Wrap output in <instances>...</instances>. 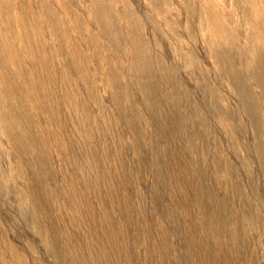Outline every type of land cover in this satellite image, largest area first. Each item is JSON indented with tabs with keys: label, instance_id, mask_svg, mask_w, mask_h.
<instances>
[{
	"label": "rangeland",
	"instance_id": "1",
	"mask_svg": "<svg viewBox=\"0 0 264 264\" xmlns=\"http://www.w3.org/2000/svg\"><path fill=\"white\" fill-rule=\"evenodd\" d=\"M263 74L264 0H0L1 250L195 264L198 237L227 264L218 213L228 264H264Z\"/></svg>",
	"mask_w": 264,
	"mask_h": 264
},
{
	"label": "bare ground",
	"instance_id": "2",
	"mask_svg": "<svg viewBox=\"0 0 264 264\" xmlns=\"http://www.w3.org/2000/svg\"><path fill=\"white\" fill-rule=\"evenodd\" d=\"M224 57V56H223ZM225 59V58H224ZM163 74V73H162ZM264 75V74H263ZM173 77V76H172ZM162 80H164V79H162ZM259 81V80H258ZM257 83V82H256ZM260 87H261V85H260ZM262 89H264V88H262ZM59 90V89H58ZM160 104V103H159ZM2 106V105H1ZM70 111V110H69ZM162 113V112H161ZM247 116V115H246ZM71 118V117H70ZM72 122L74 121V120H71ZM69 122H70V120H69ZM76 122V121H75ZM75 122H73V124L75 123ZM70 124V123H69ZM72 123H71V125H73ZM61 125V124H60ZM37 127V126H36ZM73 127V126H72ZM76 128V127H75ZM77 129V128H76ZM251 130V129H250ZM73 131V130H72ZM75 131V130H74ZM78 131V130H77ZM134 131V130H133ZM76 132V131H75ZM252 132V131H251ZM250 132V133H251ZM74 133V132H73ZM136 133H137V130H136ZM174 133V132H173ZM176 133V132H175ZM75 135H76V133H74ZM72 136V135H71ZM78 136V135H77ZM92 136V135H91ZM251 137V136H250ZM72 138H74V136H72ZM77 138V137H76ZM81 138V137H80ZM95 138V137H94ZM76 140V139H75ZM177 140V139H176ZM73 141H74V139H73ZM79 141V140H78ZM77 141V142H78ZM136 142V141H135ZM77 147V146H76ZM75 151V150H74ZM18 153V152H17ZM140 153V152H139ZM110 156V155H109ZM118 156V155H117ZM116 156V157H117ZM31 158V157H30ZM44 158V157H43ZM67 159V158H66ZM119 159V158H118ZM258 160V159H257ZM256 160V161H257ZM23 161V160H22ZM211 161V160H210ZM81 162V161H80ZM167 162V161H166ZM17 163V162H16ZM44 163V162H43ZM32 164V167H33V163L32 162H30V165ZM159 164H160V162H159ZM159 164H155V165H159ZM78 165H80V163H78ZM36 168V167H35ZM155 168V167H154ZM158 168V167H157ZM156 168V169H157ZM182 168V167H181ZM220 168V167H219ZM159 169V168H158ZM179 169H180V167H179ZM231 166L230 165H228V170L229 171H231ZM153 170V169H152ZM182 170V169H181ZM242 170H244V169H242ZM31 172L32 171V169H29L28 170V172ZM159 171V170H158ZM35 172V171H34ZM154 172V171H153ZM152 172V173H153ZM160 172V171H159ZM33 173V172H32ZM104 173V172H103ZM181 173H183L182 171H181ZM233 173V172H232ZM67 174V173H66ZM100 175V174H99ZM159 175V174H158ZM159 176H161V175H159ZM243 176V175H242ZM183 177H184V175H183ZM192 177V176H191ZM231 177V176H230ZM100 178V177H99ZM231 179V178H230ZM72 182V181H71ZM172 183V182H171ZM180 183H184V182H180ZM38 184V183H37ZM172 185V184H171ZM170 185V186H171ZM176 187V186H175ZM178 187V186H177ZM180 187V186H179ZM178 187V188H179ZM171 188V187H170ZM182 188V187H181ZM127 189V188H126ZM133 189H136V188H133ZM72 191H73V189H71ZM118 190V189H117ZM181 190V189H180ZM68 191V190H67ZM91 191V190H90ZM93 191H95V190H93ZM129 192L130 191H128V195H129ZM135 192V191H134ZM176 192V191H175ZM174 192V193H175ZM68 193H70V191L68 192ZM94 193V192H93ZM231 193H232V196H236V195H238V194H240V187L238 186V184L236 183V181H235V179H234V183H232V188H231ZM58 194V193H57ZM92 194V193H91ZM122 194V193H121ZM124 194H126V192L124 193ZM131 194V193H130ZM195 194V193H194ZM72 195V194H71ZM87 195V194H86ZM120 195V194H119ZM128 195H126L127 197H128ZM131 195H133V194H131ZM130 195V196H131ZM140 195V194H139ZM185 195V194H184ZM188 195V194H187ZM75 196V195H74ZM109 196V195H108ZM116 196V195H115ZM118 196V195H117ZM123 196V195H122ZM125 196V195H124ZM126 196H125V198H126ZM129 196V197H130ZM134 196H137V195H135L134 194ZM191 196V195H190ZM192 196H193V194H192ZM191 196V197H192ZM81 197V196H80ZM83 197V196H82ZM81 197V198H82ZM113 197V196H112ZM112 197H111V199H112ZM120 197H121V195H120ZM194 197V196H193ZM196 197V196H195ZM198 197H200V195L198 196ZM80 198V199H81ZM98 198V197H97ZM175 198V197H174ZM116 199H118L117 197H116ZM137 199V198H136ZM200 199H201V197H200ZM97 200V199H96ZM120 200H122V198L120 199ZM119 200V201H120ZM81 201V200H80ZM89 201V200H88ZM195 201H198V200H195ZM201 201H202V199H201ZM87 202V201H86ZM123 202V201H122ZM125 202H126V200H125ZM138 202H139V200H138ZM127 203V202H126ZM198 203V202H197ZM199 203H200V201H199ZM97 205V204H96ZM201 205V204H200ZM87 206H88V204H87ZM86 206V207H87ZM91 206H92V204H91ZM216 206V205H215ZM99 207V206H98ZM101 207V206H100ZM104 207V206H103ZM88 208V207H87ZM86 208V209H87ZM182 208H184V207H182ZM203 208H204V205H203ZM101 209L103 210V208L101 207ZM177 209V208H176ZM204 210V209H203ZM232 210H233V213H234V215H235V217L233 218V221H232V224H234L235 225V227H236V229L239 231V233H240V236L242 237L241 238V241H242V244H244L245 246H247V247H249V244H248V234H249V232L251 231V227H250V225H249V222L247 223V222H245V220H243V219H239V217H240V215L238 214V212H237V209H236V207H232ZM175 211V210H174ZM219 211V210H218ZM100 213H102V211H99ZM191 212V211H190ZM217 212V211H216ZM221 212V211H220ZM100 213H98V215L100 214ZM103 213H105V211L103 212ZM103 213H102V216H103ZM226 213H228L227 211H226ZM108 215V214H107ZM189 215V214H188ZM229 215V214H228ZM238 215H239V217H238ZM99 216H101V215H99ZM129 216V215H128ZM132 216V215H131ZM190 216H192V215H190ZM215 216V220H214V224L215 225H217V231L216 232H218V236H219V239L220 240H218L219 241V245H217V246H219V248H218V251H217V253L219 252V256H220V258L223 260V261H227V264H228V262H229V259H230V252H232L233 251V244H232V240H233V236H232V240L231 241H227V242H225V241H223V239H222V235H228V237H230L229 236V229H227L228 227H223V226H225L224 225V220H223V218L220 216V214H218V213H216V214H214L213 215V217ZM241 216H242V214H241ZM88 217V216H87ZM105 217V216H104ZM104 217H100V218H102V219H104ZM109 217V216H108ZM107 217V218H108ZM227 217V216H226ZM62 218V217H61ZM110 218H111V216H110ZM242 218V217H241ZM243 218H245L246 219V217H243ZM250 218V217H249ZM260 218V217H259ZM99 219V218H98ZM102 219H99V221L101 222L102 221ZM196 219V218H195ZM107 220V219H106ZM106 220H105V223H106ZM109 220V219H108ZM111 220V219H110ZM248 220V219H247ZM187 221V220H186ZM100 222H98L99 223V226H102V224H100ZM108 222V221H107ZM127 222H128V225L130 224L129 223V221H126V223H124V224H127ZM189 222H191V220L189 221ZM193 222V221H192ZM195 222V221H194ZM206 222V221H205ZM255 222H259V220L258 219H255ZM97 223V224H98ZM102 223H104V222H102ZM123 223V222H122ZM259 223H261V222H259ZM160 223H158V225H159ZM207 224H209L208 222H207ZM212 224H213V222H212ZM120 225H122V224H120ZM146 225V224H145ZM191 225V224H190ZM40 226V225H39ZM104 226H108L109 228H110V226L109 225H107V223H106V225H104ZM111 226H112V224H111ZM155 226V225H154ZM162 226V225H161ZM214 226V225H213ZM227 226V225H226ZM107 227V228H108ZM120 227V226H119ZM122 227V226H121ZM120 227V228H121ZM160 227V226H159ZM102 228H103V226H102ZM106 228V227H105ZM125 228H127L126 226H125ZM192 228V227H191ZM202 228V227H201ZM214 228H215V226H214ZM49 229V228H48ZM48 229H47V232H48ZM52 229V228H51ZM110 229H113L112 227L110 228ZM207 228L206 227H204V232H206L205 234H207V230H206ZM104 230V229H103ZM128 230V229H127ZM39 231H41L40 229H39ZM49 231H50V229H49ZM108 231V230H107ZM106 231V232H107ZM122 231H123V227H122ZM191 231V230H190ZM189 231V232H190ZM110 231H108L107 233H109ZM159 235L161 236V238L162 239H164L165 237L164 236H166L165 235V231L163 230V228L162 227H160L159 228ZM215 232V233H216ZM191 233H194V232H191ZM47 233L45 232H42V233H40V235H41V238L44 240V242L46 243V245H47V247L48 246H50L51 244L49 243V241L47 240V236L45 237L46 238V240L43 238L44 237V235H46ZM195 234V233H194ZM217 234V233H216ZM215 234V235H216ZM107 235V234H106ZM187 235V234H186ZM212 235V234H211ZM108 236V235H107ZM189 236V235H188ZM222 236V237H221ZM236 236V235H235ZM106 237V236H105ZM207 237V236H206ZM206 237H205V239H206ZM211 237V236H210ZM51 238V237H50ZM167 238H169L168 237V235H167ZM231 238V237H230ZM166 239V238H165ZM203 239V238H202ZM200 240V238H199V240H198V237L196 238V241L193 239V242H191V243H194V241H195V244H194V248H196L195 246H197V250H195V252L194 251H192V252H194V253H196V260H197V263L198 264H212V262H211V257H206V256H208V252H207V255L206 256H204L205 255V253L206 252H204L207 248H208V245H207V248H206V244L208 243H205V242H203V240ZM113 237H108V241H110V243H109V245H111V247H112V243H113ZM145 240V239H144ZM167 240H169V239H167ZM166 240V241H167ZM187 240H190L189 238L187 239ZM10 241V240H9ZM161 241V240H160ZM208 241V240H207ZM214 241V240H213ZM54 242V241H53ZM56 242V241H55ZM150 242V241H149ZM165 242V241H164ZM163 243V242H162ZM108 244V243H107ZM217 244V243H216ZM165 245V244H164ZM187 245V244H186ZM189 245V244H188ZM57 246V245H56ZM98 246H99V254H98V257H99V259H101V258H103V256L105 255L104 253L106 252V250H105V247H106V245H103L102 243H100V244H98ZM160 246H162L161 244H160ZM166 247H167V245H165ZM191 247L193 246V245H190ZM59 247V246H58ZM190 247V248H191ZM9 247L7 246V249H8ZM50 250H52V252H53V255H54V248L52 249V247L50 246ZM81 248H83V247H81ZM80 248V249H81ZM163 248V247H162ZM168 248V247H167ZM189 248V247H188ZM188 248H187V250H188ZM71 249V248H70ZM165 249V248H164ZM169 249V248H168ZM191 249H193V248H191ZM190 249V250H191ZM5 250V249H4ZM18 249L17 248H11L10 249V251H9V249H8V251L5 253L3 250H1V245H0V264H29L27 261H29V257L28 256H22L21 255V251H17ZM57 250H58V248H57ZM72 250V249H71ZM76 250V254H79V253H77V251L79 250V249H75ZM74 251V250H73ZM129 251V250H128ZM128 251H126L127 253H128ZM165 251H167V250H165ZM168 252V251H167ZM191 252V251H190ZM56 253H57V251H56ZM60 253V252H59ZM216 253V254H217ZM234 253H236L237 254V252H234ZM239 253V252H238ZM130 254V253H129ZM240 254V253H239ZM127 255V254H126ZM125 255V257H127ZM193 255V254H192ZM235 255V254H234ZM244 255V254H243ZM67 256H69V254L67 255ZM77 256V255H76ZM106 256V255H105ZM130 256V255H129ZM211 256V255H210ZM64 257V256H63ZM83 257V256H82ZM153 257V256H152ZM236 257V256H235ZM176 258V257H175ZM193 258V257H192ZM192 258H191V260H192ZM234 258V257H233ZM241 258V257H240ZM258 256L256 257V255L254 254V253H251V255H250V258H249V261H248V263H246V264H258ZM235 259V258H234ZM124 260H128V258L127 259H124ZM240 260V259H239ZM79 261V260H78ZM231 261V260H230ZM233 261V263L234 262H236V259L235 260H232ZM232 261H231V263H232ZM261 261V260H260ZM246 262V261H245ZM197 263H195V264H197ZM222 263V262H221ZM230 263V264H231ZM237 263H238V260H237ZM237 263H235V264H237ZM192 264V263H191ZM224 264V263H223ZM239 264H240V262H239Z\"/></svg>",
	"mask_w": 264,
	"mask_h": 264
}]
</instances>
